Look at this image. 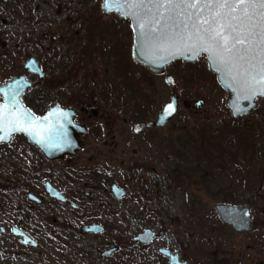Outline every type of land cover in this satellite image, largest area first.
<instances>
[{"label": "rangeland", "instance_id": "1", "mask_svg": "<svg viewBox=\"0 0 264 264\" xmlns=\"http://www.w3.org/2000/svg\"><path fill=\"white\" fill-rule=\"evenodd\" d=\"M101 4L102 0H0V83L25 74L23 63L33 57L45 77H31V102L44 98L50 104L57 92L66 98L84 92L85 98L96 99L94 108L103 119L94 125L101 134L93 136L89 131L84 150L73 163L89 169L79 176L81 180L91 182V176H101L108 191L111 183L126 190L121 203L107 194L104 219L109 228L107 246L124 247L123 264H167L156 253L160 246L179 253L188 264H199L211 253L212 244L201 238L214 236L223 240L225 252L236 264H264V172L248 177L242 170L203 166L196 174L185 172L180 185L174 174L182 169V160L176 157L181 136L193 133L190 140L200 139L204 132L231 124L228 94L209 72L204 57L195 63L173 62L166 69L171 85L163 75H152L135 64L129 21L117 14L105 16ZM112 87L119 89L117 94ZM173 95L178 101L175 116L166 126L154 127L156 115ZM198 101L203 104L196 106ZM263 115L264 99H260L245 122L256 116L261 120ZM24 142L15 139V145L27 147ZM62 178L72 179L67 171ZM226 192L240 196L236 205L250 208L248 233L237 235L218 225L214 206L224 202ZM145 228L164 234L137 256L129 247L132 237Z\"/></svg>", "mask_w": 264, "mask_h": 264}, {"label": "flooded vegetation", "instance_id": "2", "mask_svg": "<svg viewBox=\"0 0 264 264\" xmlns=\"http://www.w3.org/2000/svg\"><path fill=\"white\" fill-rule=\"evenodd\" d=\"M31 58L33 57L28 59ZM28 59L23 63L25 74L12 75L0 85L15 76H22L30 81L31 88L33 87L31 77L42 80L45 73L39 61L33 58L41 69L42 77L28 72L25 68ZM166 74L165 70L163 76ZM104 88L100 90L104 92ZM30 89L23 94L21 101L34 116H41L50 106L56 105L62 110L71 111L74 123L84 128L86 134H77L80 149L76 154L57 160L46 159L22 134L15 135L9 144L0 145V151L4 152L2 156L0 155V264H123L124 247L107 246L109 228L104 219L108 209L105 201L107 194L110 195V199L121 203L126 190L116 183H111L108 191L107 186L104 187L107 185L106 178L91 176V182L97 184L95 187L99 188V191H95L90 181L80 179L89 169L73 163L84 150L83 139L89 131L93 136L101 134L97 132L99 128L94 125L96 120L103 119L102 112L94 108L97 104L96 99L85 98L84 92L76 96L71 95L69 98L57 92L50 104H47L44 98L31 102ZM118 90L114 88L116 94ZM16 138L24 139L27 147H23V143L15 145ZM5 153L7 156L3 157ZM65 171L70 173L72 179L62 178ZM113 185L124 191L125 194L120 199L113 194ZM93 193L101 197L95 199ZM215 215L217 217L216 212ZM218 225L230 227L221 223L219 219ZM230 228L236 233L232 227ZM146 229L149 228L132 237L129 248L135 250L137 256L143 254L144 250H149L155 239L164 234L163 230L149 229L153 232L162 231V234L155 236L147 244L135 240ZM201 240H209L212 244L211 253L204 261H199V264H236L232 256L225 252L226 244L222 239L214 236ZM129 248L126 250V256ZM160 249L168 248L160 246L156 253L169 264L168 258L159 253ZM180 260L185 259H181L180 256Z\"/></svg>", "mask_w": 264, "mask_h": 264}, {"label": "snow or ice", "instance_id": "3", "mask_svg": "<svg viewBox=\"0 0 264 264\" xmlns=\"http://www.w3.org/2000/svg\"><path fill=\"white\" fill-rule=\"evenodd\" d=\"M113 6L133 19L142 48L188 59L206 53L233 91L249 101L264 96V0H104ZM174 111L175 101L161 122Z\"/></svg>", "mask_w": 264, "mask_h": 264}, {"label": "water", "instance_id": "4", "mask_svg": "<svg viewBox=\"0 0 264 264\" xmlns=\"http://www.w3.org/2000/svg\"><path fill=\"white\" fill-rule=\"evenodd\" d=\"M101 12L105 16L118 14L120 18L129 20L133 34L132 60L135 64L145 67L152 75H163L165 69L175 61L195 63L201 56H204V61L209 72L215 75L219 87L228 94L226 108L229 110L232 118H241L249 115L257 108L258 100L264 99V96H257L254 100L249 101L242 94L233 91L232 87L229 86V80L217 71L213 61L206 53H202L196 59H188L186 58V54H173L172 50L150 52L146 48L141 47V40L136 31L135 22L132 18L127 17L123 10H118L115 6L112 7L111 11L106 10L104 0H102ZM160 57H165L167 62L164 59H160ZM25 68L31 74L43 76L38 63L33 58L26 61ZM164 81L167 85L173 83L170 75H166ZM30 88V81L22 76L12 77L10 81L0 85V109L3 110L2 123H0V137H3V139H0V145L9 144L13 136L22 134L48 160H57L76 154L77 150L80 149L77 134H86V130L74 123V116L71 111L62 110L56 105L50 106L41 116H34L21 101L23 94ZM173 101H175V111L161 122L166 105ZM169 103L156 115V120L154 121L156 128L164 127L175 116L178 109L177 96L173 95ZM202 104L203 101L196 102V106H201ZM237 106L242 111L238 112ZM112 191L118 199L125 194L123 190L115 185H113ZM214 210L219 221L232 227L236 233L244 234L249 231L251 212L247 205L221 203L216 204ZM161 234L162 231L153 232L146 229L135 240L147 244L155 236ZM159 253L168 258L169 264H188L186 260H180L178 253H173L171 250L160 249Z\"/></svg>", "mask_w": 264, "mask_h": 264}, {"label": "trees", "instance_id": "5", "mask_svg": "<svg viewBox=\"0 0 264 264\" xmlns=\"http://www.w3.org/2000/svg\"><path fill=\"white\" fill-rule=\"evenodd\" d=\"M249 118L250 116L239 119L231 118V124L223 125L210 133L204 132L206 136L200 139L190 140L193 133L181 136L177 140L180 147L177 149L176 157L182 160L180 164L182 169L174 171L178 184H181L185 172L192 171L196 174L203 170V166L207 168L212 166L226 172L242 170L249 175L248 177H257V171L264 172V115L261 120L256 116L254 121L245 122ZM190 162L196 164L191 163L189 166ZM261 181L264 185V180ZM239 197V195L226 192L223 194L222 202L238 204L241 201ZM242 197H244L243 194ZM243 202L248 203L249 201Z\"/></svg>", "mask_w": 264, "mask_h": 264}]
</instances>
